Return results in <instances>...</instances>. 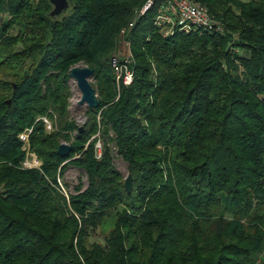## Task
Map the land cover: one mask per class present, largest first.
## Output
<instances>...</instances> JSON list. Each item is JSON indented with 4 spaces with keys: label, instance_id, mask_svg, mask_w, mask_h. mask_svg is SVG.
Returning a JSON list of instances; mask_svg holds the SVG:
<instances>
[{
    "label": "trees",
    "instance_id": "obj_1",
    "mask_svg": "<svg viewBox=\"0 0 264 264\" xmlns=\"http://www.w3.org/2000/svg\"><path fill=\"white\" fill-rule=\"evenodd\" d=\"M145 1L68 0L51 15L49 0H0V264H264V0H197L225 29L168 35L160 0L137 15ZM130 20L133 77L117 91L109 60ZM80 62L98 105L60 155ZM52 113L45 131L35 117ZM31 124L40 169L20 164ZM68 165L86 186L66 196Z\"/></svg>",
    "mask_w": 264,
    "mask_h": 264
},
{
    "label": "built area",
    "instance_id": "obj_2",
    "mask_svg": "<svg viewBox=\"0 0 264 264\" xmlns=\"http://www.w3.org/2000/svg\"><path fill=\"white\" fill-rule=\"evenodd\" d=\"M153 2L154 0H146L137 11V15L147 10ZM133 23L134 20H130L126 26L120 29V34H127ZM153 24L158 27L163 35L172 34L176 30L191 31L195 29H204L222 31L225 29L224 24H222L218 18L210 14L206 5L197 0H160L153 16ZM124 45V47L128 48V54H121L117 49L116 53H113L109 60L117 86L130 83L133 77L131 51L128 39L125 40ZM72 89L73 94L71 99L77 102L79 92L74 81H72ZM54 117L55 115L50 116L49 114H41L36 116L35 120L42 121L45 131H51L56 129ZM32 127V124L25 126L17 134L18 139L22 142V149L24 152L20 162L25 168L39 166V160L35 152L30 149L31 147L29 144V135L32 131ZM72 131L73 134L71 133V138L76 134L75 131H77V128H74ZM98 143H96V156L100 155V145ZM65 180L63 175H57L59 189L67 196L72 189H70L71 186L68 187L65 184Z\"/></svg>",
    "mask_w": 264,
    "mask_h": 264
},
{
    "label": "rangeland",
    "instance_id": "obj_3",
    "mask_svg": "<svg viewBox=\"0 0 264 264\" xmlns=\"http://www.w3.org/2000/svg\"><path fill=\"white\" fill-rule=\"evenodd\" d=\"M4 17H7V14L4 15ZM126 25H127V23H126ZM125 36H126V34L121 35L120 34V30H119V32H118V43H117V47H116L115 50H113L111 52L112 54L113 53H116L117 49L120 51L121 54H128V48L127 47H124L125 46L124 45V42L127 39ZM18 46L20 47V45H18ZM129 47H130V45H129ZM77 64L87 65V64H85L83 62H80V63H77ZM112 74H113V72H112ZM10 79H13V78L11 77ZM89 80H90L92 86L95 88V91H96V94H97V98H98V96H99V93H98V90H99L98 80L96 79L95 76H91L89 78ZM113 80H114V85H115V87H116V89L118 91L120 85L117 86V83L115 81L114 74H113ZM67 84H68V89H69V94H68V97H67V100H68V103H67L68 115L70 117L69 120L72 121V123H73V127L67 128V129L64 130V131H67V133L69 135L68 136L69 139L60 138V142L65 141L66 143H71V140H72L71 133L73 134V131L72 130L74 128H77V131H75L77 133L79 126L84 127L85 123L87 122V117L89 116V114H88V111H87V106L85 104H79V103H77L75 101H72L71 97H72V94H73V89H72V80L70 78L68 79ZM51 115H55V114L52 113ZM54 120H55V123L57 124L56 115L54 117ZM56 127H57V125H56ZM29 137H30V135H29ZM96 143H98L101 146V142L100 141H97ZM29 144H30V147H31L30 138H29ZM21 149H22V142H21ZM30 149L33 150L32 148H30ZM23 154H24V152H23ZM74 154L75 155H73V156H76V155L80 154V152H78V153L75 152ZM113 155H114V157H113L114 165L121 172V174H122V181L124 183V176L126 175L127 172H129L128 171V168H127V165H126V162L119 155H117V153H114ZM36 157L39 160V166L38 167H30V168H39L40 169L42 161L37 156V154H36ZM20 164H21V162H20ZM21 167H23V166L21 165ZM63 176L66 179L65 180L66 185L68 187L71 186L70 189H73V186L75 184L77 185L79 181L83 182L84 183L83 185H85V183H86V174H85L84 170L81 169V168H79V167L73 166V165H68L65 168L64 173H63ZM105 228L110 229L111 228V222H107L105 224ZM103 230H104V226H103ZM101 238H102L101 235L100 236L99 235H95V237H94V239H96V240H101Z\"/></svg>",
    "mask_w": 264,
    "mask_h": 264
},
{
    "label": "water",
    "instance_id": "obj_4",
    "mask_svg": "<svg viewBox=\"0 0 264 264\" xmlns=\"http://www.w3.org/2000/svg\"><path fill=\"white\" fill-rule=\"evenodd\" d=\"M52 4V9L50 10L51 15H57L63 12L68 6V0H49ZM94 69L81 64H74L69 68L68 76L75 82L76 87L79 91V98L77 103L85 104L87 107H95L98 105V98L95 88L92 86L89 78L93 75ZM82 126L78 127V130H82ZM74 148L71 143H66L62 141L58 144L57 152L60 155H66L70 150ZM132 184V176L129 172L124 176L123 186L126 191H129Z\"/></svg>",
    "mask_w": 264,
    "mask_h": 264
}]
</instances>
